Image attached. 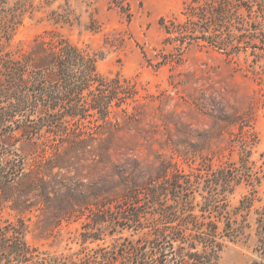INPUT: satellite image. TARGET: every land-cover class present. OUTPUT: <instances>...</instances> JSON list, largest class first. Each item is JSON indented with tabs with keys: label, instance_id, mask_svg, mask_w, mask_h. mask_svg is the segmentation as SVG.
<instances>
[{
	"label": "trees",
	"instance_id": "trees-1",
	"mask_svg": "<svg viewBox=\"0 0 264 264\" xmlns=\"http://www.w3.org/2000/svg\"><path fill=\"white\" fill-rule=\"evenodd\" d=\"M35 11L32 0H0V264H218L228 244L251 249L249 264H264V155L253 159L258 139L247 118L233 116L239 130L217 168L213 156L192 166L190 151L175 149L188 171L162 162L139 182L144 170L134 160L118 179H78L74 165L106 126L118 128L111 115L126 112L136 91L119 74H100L94 54L54 29L25 52L12 48ZM45 19L73 26L57 10ZM160 24L179 52L196 43L243 54L264 83V0H185L180 15ZM240 186L246 192L231 204ZM33 211H50L54 227L81 221L80 248L57 254L29 245L24 218ZM5 213L15 220H2Z\"/></svg>",
	"mask_w": 264,
	"mask_h": 264
},
{
	"label": "rangeland",
	"instance_id": "rangeland-1",
	"mask_svg": "<svg viewBox=\"0 0 264 264\" xmlns=\"http://www.w3.org/2000/svg\"><path fill=\"white\" fill-rule=\"evenodd\" d=\"M32 1L36 11L32 17L26 15L12 48L25 52L35 36L54 29L94 54L100 74H119L136 91L134 101L124 106L126 112L111 115L113 123L118 119V128L106 126L100 139L74 165L76 171L71 173L78 179L96 182L116 177L117 171L130 172L134 160L144 170L139 182L162 162L176 163L188 171L175 149L190 151L195 160L190 162L192 166L213 156L212 165L217 168L228 160V141L239 130L238 123L232 124L234 115L247 118L257 136L253 159L264 155V83L247 70L244 55L228 57L196 43L179 52L175 40H167L160 21L180 15L185 0ZM46 1L50 6L38 10ZM52 10L67 15L73 26H53L45 19ZM189 147L198 150L192 152ZM245 192L243 186L238 187L230 197L231 204ZM258 196L264 199V180ZM49 212L26 214L27 243L49 253L76 252L81 221L54 227ZM4 219L15 220L8 213ZM127 235L126 231L122 234ZM251 256V249L228 244L218 264H249Z\"/></svg>",
	"mask_w": 264,
	"mask_h": 264
}]
</instances>
